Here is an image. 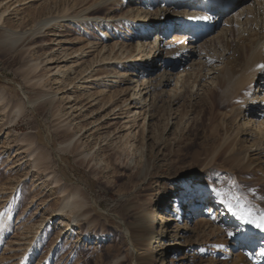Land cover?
Masks as SVG:
<instances>
[{"label": "rangeland", "instance_id": "374dc122", "mask_svg": "<svg viewBox=\"0 0 264 264\" xmlns=\"http://www.w3.org/2000/svg\"><path fill=\"white\" fill-rule=\"evenodd\" d=\"M103 1L0 0V264H143L147 256L145 264H158L160 247H142L137 229L147 214V225L157 231L160 216L173 210L180 195L191 197L178 223L188 227L180 240L186 245L175 254L169 242L163 264H236L239 252L246 264H264V230L257 239L255 223L241 219L259 222L264 216V154L252 156L250 169L240 156L244 145L256 142L236 135L245 118L229 115L231 108L217 96L205 100L203 90L214 86V77L200 79L195 62L205 60L194 62L186 51L178 62L172 57L164 76L174 80L192 72L196 86L189 84L174 104L170 88L177 80L150 93L163 55L189 47V41L173 29L161 33L159 19L174 20V12H162V0H125L109 15L117 25L110 31L72 23ZM197 7L186 12H203ZM225 11L215 21L219 31L230 13ZM254 18L244 19L250 29ZM150 20L157 26L145 31ZM257 31L263 40L261 20ZM232 40L222 48L228 56L239 50L240 38ZM202 43L196 45L203 49ZM148 60L154 65L147 70ZM218 60L210 65L221 66L224 58ZM252 92L264 95L257 87L243 94ZM156 98L160 114L152 107ZM259 109L250 118L258 134L264 123ZM170 114L178 118L171 121ZM105 115L109 123L102 127ZM205 193L218 199L220 211L210 224L220 227L219 236L199 226L210 201L194 204ZM245 237L253 242L240 251Z\"/></svg>", "mask_w": 264, "mask_h": 264}, {"label": "bare ground", "instance_id": "6f19581e", "mask_svg": "<svg viewBox=\"0 0 264 264\" xmlns=\"http://www.w3.org/2000/svg\"><path fill=\"white\" fill-rule=\"evenodd\" d=\"M61 1H63L62 2L63 4L65 0H60V2ZM74 1L75 3H77V1L78 3L79 2L83 3V2H90L91 0H74ZM124 1L125 0H104L97 7L91 10H87L84 13L83 17L82 16L80 17L82 18V20L80 21L74 20L72 23L76 26H79L80 24H83V25L89 24L93 27L102 26L108 31H110L114 29V27L117 25L113 26V23H115L116 20L115 18L109 17V15L112 14L114 11L120 9L123 6ZM250 1H253V3L249 4ZM254 1H255V4H254ZM162 3H163L161 7L163 9L162 12L165 13V15L168 13L170 14L171 12H174V20L171 21L166 16H162L159 19L160 25L158 26L160 27V29L162 28L161 33H164V31H166L167 28L176 30L179 32L177 34L181 35L182 41L187 40V42L189 41L190 45L189 47L183 46L180 50L175 52L174 55H168L165 53V55H163L162 57L163 59L161 60L159 57V60L161 62L163 61V64H161L162 66L160 69L161 74H157L156 79L153 78L154 80H152L151 82L149 92L151 93L153 91V93L156 95V91L160 90L161 88H164L165 86L170 84L172 81L175 82V80H177L178 83L175 84L174 87L171 86L172 88H170L171 91H170V100H169L170 103L172 104L176 103L177 100L188 91L189 89L188 85L193 83L192 85L193 87H195L198 79L193 80V73L189 72L186 75L176 74L174 80H172L173 76L170 75L169 78L166 77V74L164 76V73H165L164 68L168 65H171L173 56L175 57L174 59L177 61L178 58L183 57L182 54L185 51L190 54V56H187V57L192 59L194 62L197 60L196 58L204 59L205 61L201 60L200 62L199 61L195 62L196 65L200 64L199 69L200 71H202L200 74V79L206 76L214 77V86L207 83L206 84L207 87L204 86L206 88L204 90L201 89L203 90L205 100L209 102V100L212 99L213 96H217L218 99L221 101L219 102L224 108L225 107L231 108L229 111L230 113L229 115L233 113L232 116H237L236 119L245 118L246 120L244 121L245 127H242L241 130L240 128H237L239 129V131H237L236 135L246 136V139L247 138L256 139V142L251 143L250 146L241 145L243 146V149L241 148L242 152L240 156H242L243 164L246 165V167H243V168L250 169L251 167L250 162H252L251 160L252 156L264 154V123L261 124L262 128L258 127L259 128V134H258L256 132L257 127L253 129L255 122H253L252 119H250L252 117V113L256 112L259 106H261V109H259V112L264 113V95L261 96L260 95L261 92H252L251 94H247L245 96L246 90L252 91L253 89L254 91V88L256 87L258 91L264 90V83L260 85V83L257 82L258 80L264 81V70H261L258 67L259 65L264 64V38L263 40H261V36H259L258 34L259 31H257L258 21L261 20V22L264 24V0H162ZM220 3L222 5L224 4L226 5L230 3L227 6L230 13L226 16L227 19L224 22L225 28H223L221 31H219L220 28L217 27V24L215 22L219 19V16H220L217 14L218 9H216V6H219ZM194 6H198V7L201 6L202 8L197 7L196 9L202 10L203 12L197 13V12H191L190 10L186 12V9L193 8ZM44 8L49 10L48 6ZM180 8H185V11L184 12L179 11ZM225 10H226V7L224 8V11ZM103 11H106L104 17L100 16V14L103 13ZM129 12L130 11H128V14L131 13ZM252 15H255L257 18H254L256 22L253 23V27L252 29H250V26H252V23H249L248 20L244 22V19L246 16L250 17ZM74 19H77V17H74ZM86 20H90V22ZM149 22L152 23L154 21L150 20ZM57 23L58 24H56V27L62 28L60 22H57ZM214 24L216 26H213ZM234 25L237 26V30H234L233 28ZM156 26L157 24L152 23V25L148 27L147 29H145V31L153 30ZM99 34L103 37L102 40H105V41L110 40L109 39L110 35L103 34L102 32H99ZM251 34L255 37V39L245 41L244 39H246V36L249 38ZM88 35L91 36V34H88ZM233 36L240 38L239 50L235 51V53L232 54L231 56H228L229 52L226 53V50H222V48L225 47V45H228V46L230 45V42L233 41L232 40ZM203 41H205V43H202L204 45V46L202 45L203 47L202 49L201 46H197L196 44L199 42H203ZM94 45L95 44H91V49L95 48ZM115 48L116 46L112 47L113 52ZM163 51L165 52V50ZM155 53L160 54V48H157ZM220 58H224V62H222L221 66L210 65L215 62L218 63L219 62L218 59ZM153 65H154V60L153 61L148 60L146 63L147 70L151 69ZM178 66L179 64H177V66H174L173 69L174 70L177 69ZM100 69L101 67H98V69L93 70V73H91L92 75L90 77L98 73ZM146 73L149 74L148 71ZM179 84H180V88H179ZM99 97L105 98L107 96L101 93L99 94ZM157 101H158V98H156L155 101L152 102L153 103L152 107L154 108L156 112H158V114H160L163 111L158 109ZM98 103L99 102H96V105ZM104 109L105 108H101V111H103ZM108 109L110 108H107L106 110ZM110 115L115 116V114H110ZM107 116L108 115H105L102 119V122L100 123L102 127L109 123V118H107ZM158 116H161V115H158ZM170 117H171L170 120L173 121L178 118V114L176 117H175V114H170ZM225 117L227 116L225 115ZM100 125L97 127V130L101 128ZM238 139L236 140V142L238 141ZM69 147L70 145L67 146L66 150L70 149ZM77 150H78L77 147L71 148V152L74 151V153H76ZM234 151L235 150H233V152ZM254 170L255 168L252 169V171ZM190 198H191L190 195L187 197V199L186 197H183L182 195L175 198V201H174L175 205L173 206V210L172 211L170 210L169 211L170 213L166 212L165 215L160 216V219H159L160 223H159V227L157 231H154L155 229L152 228L150 224L147 225L146 223V220H148L149 216L151 215L146 216L147 214H144V216L141 218L139 227L137 229V232L139 234L138 241L141 244V246L144 248L145 247L150 248L154 243L157 242L158 246L160 247L159 248L160 258H159L158 264L164 263L163 252L166 249V246L169 244V242L173 243L172 245L174 247L175 254L177 252L180 253L181 247L186 245L185 242L182 243V241L180 240H183L184 239L183 235L188 233L187 232L188 227L187 226L181 227L180 226L181 224H178V223H180L179 221H180V213L182 210L181 208L185 206L186 202L190 201ZM201 200L203 201L208 200L210 201V203L208 207V212L205 213V220H204L205 222L200 223L199 226L203 230L206 229V231L211 228L212 232L213 233L218 232V236H219L220 227H213L210 224L211 223L210 220L213 219L211 215H215L216 213L220 211L217 196L216 195L209 196L208 193H205L203 196L197 197L194 207L198 208L199 204H201ZM71 202H72V199H71ZM71 202L69 199L65 203V206L62 208V210L64 208L66 210V207H70V205L72 204ZM204 203H206V201ZM191 208H193V206ZM231 221L232 220L227 221V223L228 224L234 223L233 221L232 222ZM256 230L254 231L256 232L255 238L260 239L262 237L263 230H260L259 228L257 231ZM252 231L253 230H251V232ZM251 242H253V240L249 239L248 237H245L243 239L242 248L240 251H242V249H249V245H251ZM134 243H135V240H134ZM138 254L139 253H137L136 249L134 248L133 255L138 257L139 256ZM238 255H239V258H238L239 261L236 264H246L245 259H244L245 256H243L244 254L239 252ZM146 259H148V256L146 258L141 257L143 264H145Z\"/></svg>", "mask_w": 264, "mask_h": 264}, {"label": "snow or ice", "instance_id": "6c2138e0", "mask_svg": "<svg viewBox=\"0 0 264 264\" xmlns=\"http://www.w3.org/2000/svg\"><path fill=\"white\" fill-rule=\"evenodd\" d=\"M261 70H264V64L258 66ZM241 219H244L247 223H255V226L261 230H264V216L260 218L259 222L252 220L244 215H241Z\"/></svg>", "mask_w": 264, "mask_h": 264}]
</instances>
